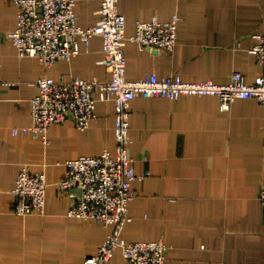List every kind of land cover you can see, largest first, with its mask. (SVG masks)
<instances>
[{
    "label": "crops",
    "instance_id": "obj_1",
    "mask_svg": "<svg viewBox=\"0 0 264 264\" xmlns=\"http://www.w3.org/2000/svg\"><path fill=\"white\" fill-rule=\"evenodd\" d=\"M126 33L137 20L180 16L172 52L126 45L127 76L180 74L187 81L228 83L233 71L248 82L263 68L250 51L255 33L264 34V0H119ZM14 0H0V264H84L112 226L67 215L80 196L58 182L66 161L81 155L116 151L115 105L99 100L87 129L73 116L52 125L49 141L23 128L33 124L31 100L43 75L109 80L103 39L71 60L47 66L39 58H20L8 32L17 24ZM78 22L95 24L101 0H77ZM129 153L137 173L128 241L163 240L170 249L166 264H264V107L255 97L237 98L221 110L216 95L135 97L131 102ZM19 128L15 134L14 128ZM47 175L44 214L14 211L13 190L23 164ZM107 264H132L118 249Z\"/></svg>",
    "mask_w": 264,
    "mask_h": 264
},
{
    "label": "built area",
    "instance_id": "obj_2",
    "mask_svg": "<svg viewBox=\"0 0 264 264\" xmlns=\"http://www.w3.org/2000/svg\"><path fill=\"white\" fill-rule=\"evenodd\" d=\"M17 24L8 32L17 46L20 58L37 57L47 66L58 60H71L81 52L80 42L87 46L99 35L103 39L104 57L111 73L109 80L88 79L76 75L56 79L43 75L36 81L37 93L31 100L33 124L23 128L49 141L53 124L64 121L69 114L81 129H87L96 116L99 100H112L115 105L116 151L100 155H81L66 161L67 172L58 182L61 190L73 188L80 196L68 209L69 217L96 220L112 226L95 254L86 256L84 264H107L118 249L132 264H166L170 249L163 240L128 241L123 236L131 220L130 204L135 198L133 183L140 175L129 153L131 143V102L139 96H161L178 99L185 95H216L221 110H229L237 98L255 97L264 107V34L255 33L256 43L250 49L263 68L253 82L242 71L235 70L228 83L212 79L187 81L180 74L159 77L150 74L138 79L127 76L126 45L129 40L143 47L172 52L177 44L180 16L171 20H137L136 31L126 33V16L120 11L119 0H101V17L91 26L78 22L77 0H14ZM17 134L19 128H14ZM47 175L25 163L18 174L14 211L21 215L44 214L47 204ZM264 205V187L260 190Z\"/></svg>",
    "mask_w": 264,
    "mask_h": 264
}]
</instances>
